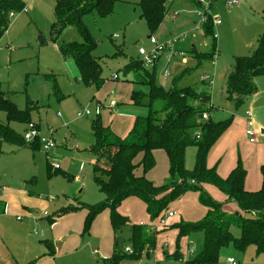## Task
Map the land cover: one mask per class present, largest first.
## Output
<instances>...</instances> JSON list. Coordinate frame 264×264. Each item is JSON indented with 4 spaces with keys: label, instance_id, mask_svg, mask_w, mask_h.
Masks as SVG:
<instances>
[{
    "label": "rangeland",
    "instance_id": "374dc122",
    "mask_svg": "<svg viewBox=\"0 0 264 264\" xmlns=\"http://www.w3.org/2000/svg\"><path fill=\"white\" fill-rule=\"evenodd\" d=\"M55 1L22 0L24 10L10 17L9 26L0 38V91L4 95L5 105L16 109L31 105L33 108L29 118L37 125L40 138L54 141L53 148L46 152L41 146L34 150L1 143L0 193L4 194L7 188H14L55 206L66 201L73 202L72 197L92 206L104 198L93 182V156L88 151L93 143L90 124L96 118L97 91L80 83L74 63L63 60L58 52L62 44L80 40L76 30L67 28L56 42L51 40L50 27L55 20ZM236 1L233 4L231 0H164L166 13L154 31H150L140 17L139 0H120L114 4L110 15L99 17L92 13L84 16L82 22L97 43L92 55L100 62L103 78L120 71L130 59H138V50H143L147 58L161 47L156 54L155 84L168 90L176 77L188 72L179 84H193L198 93L209 97L207 104L213 107L210 112L213 122L224 121L232 116V122L236 121L237 126V119L246 117L250 109L252 120L262 123L264 129V78L257 80L258 102L253 106L245 103L235 110L225 96V81L234 58L251 56L258 36L264 30V0ZM206 16L212 21L215 40L212 36L202 35L200 19ZM212 46L215 55L211 59L198 62L190 53L192 48L197 53H206ZM167 56H170L168 60ZM202 75L210 76V85L208 82H199ZM53 84L58 87V92H53ZM140 89L146 92L145 88ZM115 92H108L101 102H107L109 97L116 99ZM125 106L136 113V116L132 115L134 117H143L147 113L146 108L129 103L119 104L118 108L123 112L120 108ZM83 111H88L89 116L78 117L77 114ZM0 123H6L3 110H0ZM9 126L21 137L26 133L24 124L11 122ZM195 155L196 148L187 147L184 158L187 171L194 168ZM152 156L154 165L144 171L140 165V155H137L134 173L154 185H160L168 177L166 156L159 149L154 150ZM201 187L211 199L223 202L219 191L211 188L210 192L215 193L212 195L203 185ZM167 210L176 215L174 218L166 217L165 228L156 232L155 253L147 255L143 252L138 259L124 258L119 264H183L196 258L203 242V233L192 232L176 241L177 232L171 229L172 225L181 221L194 223L202 218L197 217L198 211L202 215V208L196 193H184L171 202ZM117 211L138 225L150 223L144 205L138 199L124 201ZM32 232H35V238L41 236L37 228L32 229ZM230 232L235 238L239 236V230L234 226ZM114 235L122 239V249H130V225L120 227ZM96 249L93 241L85 256L88 264H103L101 259L91 256ZM162 250H165V254ZM175 250H178L179 257L167 260ZM227 258L236 264H264V254H257L253 246L240 251L229 243L220 250L216 264H227Z\"/></svg>",
    "mask_w": 264,
    "mask_h": 264
},
{
    "label": "trees",
    "instance_id": "16d2710c",
    "mask_svg": "<svg viewBox=\"0 0 264 264\" xmlns=\"http://www.w3.org/2000/svg\"><path fill=\"white\" fill-rule=\"evenodd\" d=\"M120 0H56L54 4L55 20L50 27V37L56 42L67 28H74L79 41L62 44L58 52L62 59L71 60L77 70L78 80L85 87L99 91L105 81L101 76V66L92 53L97 47L89 29L82 19L89 14L105 17L112 13L113 6ZM140 17L144 19L148 29L154 31L166 13L164 0H139ZM24 7L22 0H0V38L9 26V14L18 13ZM202 35L212 36V21L206 16L202 24ZM198 62L211 59L215 55L214 46L206 53H194ZM156 59L150 65L138 58L128 63L112 78L118 83L132 86L129 103L135 107L146 108V115L136 117L127 135L122 138L103 124L101 112L91 121L90 128L93 143L88 149L94 157L92 163V179L103 195V201L92 206H81L86 209L83 232L88 233L92 221L102 211L109 213V223L115 233L122 226L129 225L128 218L118 213L120 205L128 198L140 200L150 222H157L167 212L171 202L186 192H195L198 203L205 209L204 216L197 222H179L171 226L176 230L178 238L192 232L203 233V242L196 258L183 264H216L220 250L232 243L243 251L253 246L257 254H264V164L260 168L261 187L255 192L244 189L245 170L238 161L229 175L219 178L213 169L206 168V157L211 147L225 132L232 122V116L220 122L210 119L213 109L208 105L209 97L198 93L193 84L181 86L179 83L187 73L176 77L171 88L164 90L155 84ZM264 78V30L258 36L254 53L248 57H235L225 81V96L233 104L235 110L247 103L257 93L255 80ZM200 83H203L200 81ZM139 88V90H137ZM140 88H145L143 92ZM53 92L58 87L53 84ZM4 95L0 91V110L5 113L6 123H0V144L7 143L18 147L38 149L37 141L28 143L16 133L9 124L11 122L27 125L30 123L31 105L24 109L6 106ZM206 114L207 118L202 119ZM196 148L194 168H184L185 150ZM163 151L167 159L168 177L160 185H154L143 176H136L135 158L140 155V165L146 171L154 165L152 152ZM203 184L215 186L226 196L227 203H232L236 211L227 213L223 203H218L201 187ZM76 210L73 207L62 209L61 214ZM3 207L0 206V214ZM239 230L235 238L231 227ZM155 234L146 226L130 224V252L115 242L116 249L106 264H119L124 258L138 259L144 252L154 249ZM176 248L178 244L176 243ZM166 256V255H165ZM175 250L169 259L178 258ZM166 258V257H165Z\"/></svg>",
    "mask_w": 264,
    "mask_h": 264
},
{
    "label": "crops",
    "instance_id": "0c3cea01",
    "mask_svg": "<svg viewBox=\"0 0 264 264\" xmlns=\"http://www.w3.org/2000/svg\"><path fill=\"white\" fill-rule=\"evenodd\" d=\"M173 15L175 16V13ZM192 52H196L194 48L190 51L193 57ZM112 76L105 78L104 84L97 91L95 99L98 100L97 105L105 107L101 115L103 124L117 136L124 138L134 118H136L134 117L136 113H133L128 106L120 108L123 110L121 112L118 106L129 103L128 97L132 86L128 83L115 82L110 79ZM203 77L207 76L202 75L198 79L199 82H208L210 85V76L207 80H203ZM258 79L255 80L256 86ZM112 90L116 91V99L109 97L108 100L116 102L117 105L114 110L106 108L107 102H101ZM258 95L257 90V93L247 101L248 105L253 106L258 102ZM249 111L251 112L250 109ZM246 117L241 120L237 119V126H235L236 121L230 124L209 150L205 164L207 169H213L219 178L224 179L236 167L237 161L242 162L245 169L244 189L247 192H255L261 187L260 168L264 164V143L262 142L264 129H262V123L253 121L255 141L249 142V138L245 135ZM92 159L94 162V157ZM203 187L212 195L215 193L210 192L211 188L219 191L210 184H203ZM219 193L223 196V202H220L224 204L223 210L227 213L235 212V205L225 202L226 196L220 191ZM71 199L73 202L68 203L66 201L64 204L55 206L45 200L29 196L21 189L7 188L4 194L0 193V206L3 207L0 214V264H88L85 256L87 257V248L93 244V241L97 249L92 250V255L91 252L90 255L96 259H101L102 263L106 264L105 261L109 260L118 244L115 243L117 241L109 223L108 211H102L97 215L92 221L88 233H84L83 224L86 209L80 207L88 205L78 202L77 197ZM133 199L135 198H128L127 200ZM70 207L76 210L61 214L62 209ZM200 207L202 208V215L198 211L197 217H203L205 214V209L201 205ZM175 215L171 218H174ZM146 217L148 218L147 215ZM128 222L129 225L136 224L135 221L129 219ZM139 225L143 224L139 223ZM146 227L150 233L156 235L158 230L165 228V225L163 226L160 221H157L150 222ZM34 228L40 230L41 236L39 238L34 237L35 232H32ZM162 251L165 254V250ZM149 253H155V249L150 250Z\"/></svg>",
    "mask_w": 264,
    "mask_h": 264
},
{
    "label": "built area",
    "instance_id": "2783aa9c",
    "mask_svg": "<svg viewBox=\"0 0 264 264\" xmlns=\"http://www.w3.org/2000/svg\"><path fill=\"white\" fill-rule=\"evenodd\" d=\"M231 3H237L236 0H231ZM24 10V7L23 9ZM21 10V11H22ZM13 14L14 13H10L9 14V18L10 17H13ZM197 16L200 17V14L197 13ZM205 19L206 17L203 19L201 18L200 20L202 21L201 23L205 22ZM215 23H219V21H215ZM151 44H154L153 40H150ZM162 48H158L155 50L154 54L152 56H149L147 58H145V53L143 50H138V56L141 58L143 57V61L145 62V65H150L152 63V61L154 59H156V54H157V51L158 50H161ZM170 56H167L166 59L168 60ZM212 66L214 65L213 62H211ZM114 78V76H113ZM208 77H203V80H207ZM116 102L114 100H108L107 103H106V108L107 109H111V110H114L115 107H116ZM103 106L101 105H96V108H95V115H98L101 111ZM78 117H81V116H89V112L88 111H83L82 113H78L77 114ZM207 118V115L204 114L202 115V119H206ZM245 135L249 138V142H254L255 141V132L253 131V120H252V113L249 111L247 112V117H246V129H245ZM23 139L26 141V142H30V141H37L40 146L43 148V150L46 152L48 150H50L51 148H53L54 146V141L53 140H46V139H43V138H40L39 136V131H38V127L37 125H35L34 123L30 122L26 125V133L23 135ZM173 215H175L174 212L172 211H167L163 217L160 219V224L161 225H165V218H171ZM124 252L126 254H128L130 252V249L129 248H126L124 250ZM226 263L227 264H236L235 261H233L232 259L230 258H227L226 259Z\"/></svg>",
    "mask_w": 264,
    "mask_h": 264
},
{
    "label": "water",
    "instance_id": "95a60500",
    "mask_svg": "<svg viewBox=\"0 0 264 264\" xmlns=\"http://www.w3.org/2000/svg\"><path fill=\"white\" fill-rule=\"evenodd\" d=\"M146 38L148 39L149 36H146ZM39 42L42 43V40H40ZM116 241H117V243H118L119 245L122 244V239H121L120 237H117V238H116Z\"/></svg>",
    "mask_w": 264,
    "mask_h": 264
}]
</instances>
